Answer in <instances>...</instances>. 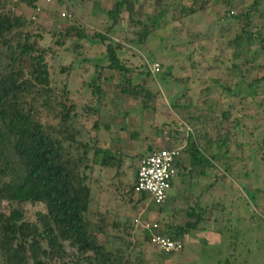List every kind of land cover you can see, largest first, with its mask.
Returning <instances> with one entry per match:
<instances>
[{"label": "rangeland", "instance_id": "374dc122", "mask_svg": "<svg viewBox=\"0 0 264 264\" xmlns=\"http://www.w3.org/2000/svg\"><path fill=\"white\" fill-rule=\"evenodd\" d=\"M240 1L210 2L203 11L177 18L180 5L188 6L189 1L163 0L167 4L174 3L168 7L164 24L137 43L133 32L139 27L128 25L126 12L120 13L119 23L110 33L112 40L122 44L119 60L135 73L143 71L146 66L152 79H147L145 85L160 92L153 99V109L144 112L140 111V97L124 96L116 91L114 86L118 80L105 67L106 61L101 60L102 68L94 70L96 61L105 51V44L82 39L74 48V38H60L65 27L74 21H79L88 35L105 32L110 23L104 11L111 8L112 0H38L34 10L21 9L30 20L28 28L31 33L39 36L34 40L36 46L45 52L55 94L59 95L63 85H67L65 104L73 108L71 113H75L72 121L75 139L92 144L96 138L101 147L123 156L118 169L92 166L88 170L90 209L94 217L101 215L108 223L119 221L131 226L128 230L131 236H124L125 241L131 244L132 257L140 251L141 264H264V94L253 100L247 97L242 107L236 98L231 102L230 117H238L241 131L234 130L233 133L241 147L236 149L229 145L230 173L216 167L207 169L204 176H197L200 168H195L193 175H184L179 180L174 178L166 191L167 201L161 207H155L148 199L134 204L137 196L129 191L137 156L146 154L148 145L153 149L160 147L166 138V125L162 129L163 136H158L156 129L165 123L179 125L177 130H182V124L187 128V124L170 108L171 99L183 92L180 103L189 107L191 115L201 114V123L206 107L202 103L207 98H215L222 102V109L227 108L224 101L228 99L216 84L230 80L229 67L237 60L232 58L219 27L226 25L229 15L236 14ZM153 2L139 0L142 13L134 18L143 21L146 14L151 13ZM154 63L158 69L151 71ZM167 67H170V76L167 74L163 81L158 80V73ZM96 72L100 74L98 101L90 85ZM213 80L217 83L213 84ZM234 81L235 78L232 84ZM133 83L142 84V81L139 78ZM209 83L207 95L202 91ZM57 111L43 112L41 121L56 125L58 119L53 113ZM207 114L213 118L207 122L208 135L213 136L215 130L221 133L226 121L221 118L220 110L216 107ZM93 123L97 125L96 130ZM200 125L197 123L195 128ZM103 126L108 127L107 131ZM134 133L136 137L132 136ZM111 138L112 144L109 142ZM7 152L10 154L8 147ZM178 156L185 161L180 149ZM194 183L203 184L202 188L196 189ZM249 188L255 191L253 195ZM194 201L207 209L200 225L203 229L190 231L184 237L181 251L165 254L157 252L152 243H137L143 238L141 222L157 221L160 230L164 224H181L186 206L193 205ZM162 208L163 212L160 211ZM21 210L23 217L29 220L36 211L42 210V206L24 203Z\"/></svg>", "mask_w": 264, "mask_h": 264}, {"label": "trees", "instance_id": "16d2710c", "mask_svg": "<svg viewBox=\"0 0 264 264\" xmlns=\"http://www.w3.org/2000/svg\"><path fill=\"white\" fill-rule=\"evenodd\" d=\"M188 1V6L180 5L177 18L203 11L210 2H228ZM37 3L38 0H0V264H70V260L74 264H141L140 251L132 257L131 244L125 241V237L131 236L128 231L131 226L119 221L108 223L101 215L94 217L90 209L88 170L92 166L118 169L123 156L110 153V149L101 147L96 138L92 144L75 139L72 124L75 113H71L73 108L65 104L67 85H63L59 95L55 94L45 52L34 40L39 36L31 33L30 20L21 12L22 7L34 10ZM173 4L154 0L151 13L139 21L134 18L142 13L139 0H112L111 8L104 11L110 23L105 32L88 35L82 24L74 21L65 27L60 38H74V48L82 39L105 44V51L96 61L94 70L102 68L101 60L106 61L107 70L117 77L116 91L124 96L140 97V111L144 112L153 109V99L160 92L145 85L147 79H152L146 66L135 73L121 63L118 52L122 44L112 40L110 33L119 23L120 13L126 12L128 25L139 27L133 32L137 43L164 24L168 7ZM236 10V14L228 16L226 25L219 28L237 62L229 67L230 80L220 84L213 80L227 97L228 101H224L227 108H221V101L207 98L202 103L206 107L201 123V114L191 115L189 107L180 103L182 92L171 99L169 105L187 128L182 124V130H177L179 125L165 123L155 131L158 136H163L162 129L166 125V138L157 148L178 149V153L180 149L185 158L184 161L177 155L173 162L174 176L190 175L195 168H200L199 175L202 176L207 169L216 167L230 173L229 145L236 149L241 147L233 133L234 130L241 131L238 117H230L231 102L236 98L242 107L247 97L253 100L264 94V0H241ZM191 67H194L193 63ZM97 72L90 85L98 101L101 94ZM169 72L170 67H167L158 73V80L163 81L167 74L170 76ZM139 78L142 84L133 83ZM210 84L203 93L208 95ZM216 107L226 124L221 133L215 130L212 136L206 131L207 122L213 119L207 113ZM55 109H58L53 113L58 119L56 125L43 123L42 113ZM197 123L201 124L198 129L195 128ZM92 126L96 130V123ZM103 129L107 131L108 127L103 126ZM109 142L114 141L111 138ZM152 149L148 145L146 154L137 156L133 166L134 180L129 191L137 196L134 204L148 199L144 193L134 192V185L139 161ZM171 185L172 179L169 188ZM249 190L253 195L255 191ZM258 197L261 198L259 194ZM24 203L41 205L42 210L36 211L33 219L28 220L21 210ZM206 211V207L188 206L181 224H164L160 231L169 239L183 243L190 231L203 229L200 225ZM140 231L143 238L137 243L150 244V232Z\"/></svg>", "mask_w": 264, "mask_h": 264}, {"label": "built area", "instance_id": "2783aa9c", "mask_svg": "<svg viewBox=\"0 0 264 264\" xmlns=\"http://www.w3.org/2000/svg\"><path fill=\"white\" fill-rule=\"evenodd\" d=\"M152 69L157 70L158 65L153 64ZM178 155V149L155 148L140 159L134 192L144 193L148 200L161 207L165 202L166 191L169 189V181L175 175L173 162ZM140 229L150 232V243L160 253H176L181 251L183 243L171 240L160 231L155 221L141 222Z\"/></svg>", "mask_w": 264, "mask_h": 264}, {"label": "crops", "instance_id": "0c3cea01", "mask_svg": "<svg viewBox=\"0 0 264 264\" xmlns=\"http://www.w3.org/2000/svg\"><path fill=\"white\" fill-rule=\"evenodd\" d=\"M194 172V171H193ZM193 172H192V174H190V175H193ZM199 173H200V170H199V172L196 174L197 176H202V175H199ZM195 174V173H194ZM182 176H179V177H177V176H174L173 178H172V180L174 179V178H177L178 180L181 178ZM200 178H203V177H200ZM194 185V187L196 188V189H201L202 188V185L203 184H200V183H194L193 184ZM172 186V185H171ZM170 186V187H171ZM195 198H196V196H194ZM166 199V198H165ZM165 201H167V199L165 200ZM193 205H195V206H199V204H197V202H196V204H195V201H194V204ZM193 205H188V206H193ZM188 206H186V207H188ZM163 210H164V208H162L160 211L161 212H163ZM159 211V212H160ZM168 225H174V223H168ZM192 231H194V230H192Z\"/></svg>", "mask_w": 264, "mask_h": 264}]
</instances>
